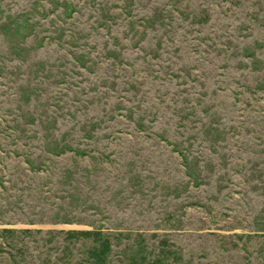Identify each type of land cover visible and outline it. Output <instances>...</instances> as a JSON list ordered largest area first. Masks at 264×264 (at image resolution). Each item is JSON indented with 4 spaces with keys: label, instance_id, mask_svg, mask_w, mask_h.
<instances>
[{
    "label": "rangeland",
    "instance_id": "obj_1",
    "mask_svg": "<svg viewBox=\"0 0 264 264\" xmlns=\"http://www.w3.org/2000/svg\"><path fill=\"white\" fill-rule=\"evenodd\" d=\"M97 230L105 264H264V0H0V264Z\"/></svg>",
    "mask_w": 264,
    "mask_h": 264
},
{
    "label": "trees",
    "instance_id": "obj_2",
    "mask_svg": "<svg viewBox=\"0 0 264 264\" xmlns=\"http://www.w3.org/2000/svg\"><path fill=\"white\" fill-rule=\"evenodd\" d=\"M77 239L91 241V246L88 248L87 255L93 264H105L110 252L111 241L100 231H69L66 239ZM142 251V248L140 249ZM141 251H134L129 256L130 264H163L168 259L167 255L177 257V253L168 249L167 251L160 250L159 255L154 259L147 260L146 256ZM163 251V252H162Z\"/></svg>",
    "mask_w": 264,
    "mask_h": 264
}]
</instances>
